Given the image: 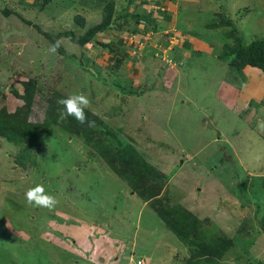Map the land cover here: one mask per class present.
<instances>
[{
    "label": "rangeland",
    "instance_id": "374dc122",
    "mask_svg": "<svg viewBox=\"0 0 264 264\" xmlns=\"http://www.w3.org/2000/svg\"><path fill=\"white\" fill-rule=\"evenodd\" d=\"M108 1L114 28L81 46L60 35L82 34ZM156 1L153 25L130 35L122 20L147 11L138 1L0 0V108L19 105L30 79L40 104L52 92L86 95L107 136L163 175L159 194L207 235L230 239L217 264H264V94L242 101V80L216 57L231 43L226 30L244 43L264 39V0H172L165 18L168 0ZM222 16L229 26H210ZM57 41L62 53L49 50ZM127 85L133 95L120 90ZM31 152L21 162L0 138V264H184L187 247L90 146L52 124ZM37 183L57 198L53 210L25 202Z\"/></svg>",
    "mask_w": 264,
    "mask_h": 264
},
{
    "label": "trees",
    "instance_id": "16d2710c",
    "mask_svg": "<svg viewBox=\"0 0 264 264\" xmlns=\"http://www.w3.org/2000/svg\"><path fill=\"white\" fill-rule=\"evenodd\" d=\"M137 1L139 0H127V3L131 6ZM48 2L49 0H36L39 8ZM114 5L113 1L106 2L101 8V18L88 26L82 34H74L72 29H68L60 35H65L68 40L79 46L90 43L96 33L111 27L114 28L115 23L118 22L119 16L114 15ZM147 16L148 14L143 15L142 11L139 10L131 15L133 23H129L125 19L122 21L124 25L130 26L129 34L135 35L139 32L136 24L142 25L143 23L142 28L145 30L153 25L147 20ZM221 18L222 22H213L210 26H229L231 24L230 19L226 16ZM232 31L233 29L225 31V35L231 40V43L223 44L216 57L226 62L228 68L234 72V77L236 79L239 77L242 80L239 85H243L246 78L244 73L248 69L256 70L264 75V39H253L244 43ZM97 44L109 51L112 50L106 42L98 41ZM57 50L62 53L61 47ZM22 85L23 89L18 96L19 105L13 110L5 107L0 108V138L18 146L16 156L19 161L23 162L24 159L29 158L31 151L41 148L42 129L52 124L59 125L69 134L95 150L114 174L121 178L142 200L149 202L151 209L166 228L175 235L182 245L187 247L188 255L184 264H217L230 246V239L219 234L207 235L201 228L200 221L195 214L177 202L169 204V197L165 194H159L161 188L159 179L163 175L156 173L133 146L130 144L120 146L118 139H113L114 136L108 137V130L103 126L101 127L96 117L86 110L88 120L94 121L95 127H88L87 124L81 125L72 117L61 120L59 114L63 106L59 105L57 101L65 98L64 96L52 92L53 96L45 97V103L40 104L41 98L39 94H36L34 80L24 81ZM120 90L123 91V94L127 93L128 95H133L134 92L131 85L121 86ZM31 161H33V156H31ZM262 181H264V177ZM260 223L263 225L264 233V210ZM255 264L263 263L258 260Z\"/></svg>",
    "mask_w": 264,
    "mask_h": 264
},
{
    "label": "clouds",
    "instance_id": "9594fccd",
    "mask_svg": "<svg viewBox=\"0 0 264 264\" xmlns=\"http://www.w3.org/2000/svg\"><path fill=\"white\" fill-rule=\"evenodd\" d=\"M60 47V42L57 41L50 46V51L55 53ZM59 105H62V111H60L59 117L61 120H65L68 117L74 118L81 125L87 124L88 127H94L95 122L90 121L87 118L85 109L89 107V98L82 93H74L68 95L65 98H61L57 101ZM260 127H264V122H261ZM25 202L29 206H35L39 208H45L48 210H53L58 204V200L55 196L49 194L44 185L35 184L34 186L28 188L25 193ZM142 261V260H141Z\"/></svg>",
    "mask_w": 264,
    "mask_h": 264
},
{
    "label": "crops",
    "instance_id": "0c3cea01",
    "mask_svg": "<svg viewBox=\"0 0 264 264\" xmlns=\"http://www.w3.org/2000/svg\"><path fill=\"white\" fill-rule=\"evenodd\" d=\"M173 1L168 0V4H167L166 9H165L167 12H163V14L160 16L161 18H165L166 15H168V13L173 10V8L177 7V6H174L175 2H173ZM186 1L190 2L193 0H186ZM138 2H141L142 5L143 4H145V6L147 5L146 6L147 11L145 9H143V11H142L143 15H147V14H149V12L156 13L159 9L156 5H154V4L158 3V1H156V0H139ZM155 6H156V8H155ZM245 73H247L245 81H244L243 85L240 87V91H238V92H240L239 95L242 98L241 100L243 101V96L245 98H248V99L258 100L264 94V75L259 74L258 71L252 70V69H248ZM254 78H256V80L259 82H256V80L253 81Z\"/></svg>",
    "mask_w": 264,
    "mask_h": 264
},
{
    "label": "built area",
    "instance_id": "2783aa9c",
    "mask_svg": "<svg viewBox=\"0 0 264 264\" xmlns=\"http://www.w3.org/2000/svg\"><path fill=\"white\" fill-rule=\"evenodd\" d=\"M142 263V261L139 259V260H137V262H136V264H141Z\"/></svg>",
    "mask_w": 264,
    "mask_h": 264
}]
</instances>
